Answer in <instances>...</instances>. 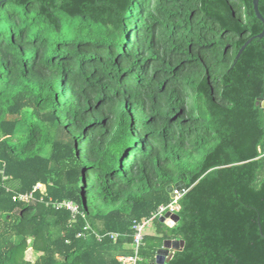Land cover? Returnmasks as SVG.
Here are the masks:
<instances>
[{
  "label": "trees",
  "instance_id": "1",
  "mask_svg": "<svg viewBox=\"0 0 264 264\" xmlns=\"http://www.w3.org/2000/svg\"><path fill=\"white\" fill-rule=\"evenodd\" d=\"M0 3V264H122L179 181L136 264L171 238L163 264H264V36L235 60L263 29L252 0Z\"/></svg>",
  "mask_w": 264,
  "mask_h": 264
},
{
  "label": "built area",
  "instance_id": "2",
  "mask_svg": "<svg viewBox=\"0 0 264 264\" xmlns=\"http://www.w3.org/2000/svg\"><path fill=\"white\" fill-rule=\"evenodd\" d=\"M36 189H39V186H34L31 191H28L26 193L18 194L17 198L19 201L22 202H30L35 199V193L34 191ZM185 190H180L177 188L173 189L174 196L171 197V200L168 203L159 205L154 211H152L149 216L144 217L141 220L134 221L131 229V245L133 246L134 253L132 255H119L117 258L122 264H136L138 260H140L139 256V248L142 246L144 237L146 235V232L148 228L151 227L154 221H160L161 218L165 217V214L167 212L170 213H178L179 211V199L183 195V192ZM42 199V197H41ZM49 203V202H48ZM53 207L56 209L65 208L70 211L71 217L74 218L77 214L80 213V209L77 203H75L72 200H64L61 202H54ZM167 218H164L163 223ZM88 234L94 235L98 240H101L104 237H109L112 240H116L118 237L121 236L120 233L110 231L106 233H99L91 228L90 224L88 222L85 223V225L82 227V230L77 234L78 237H86Z\"/></svg>",
  "mask_w": 264,
  "mask_h": 264
},
{
  "label": "water",
  "instance_id": "3",
  "mask_svg": "<svg viewBox=\"0 0 264 264\" xmlns=\"http://www.w3.org/2000/svg\"><path fill=\"white\" fill-rule=\"evenodd\" d=\"M252 2H253V9H254V12L257 18L261 20V22L263 23V29L259 34L254 35L245 41V43L240 47L238 53L236 54L235 60H237L240 57L243 50L254 38H262L264 36V18L258 8L259 0H252ZM257 104H260L264 108V96L259 98V100L257 101ZM174 188L185 190L186 184L184 181H179L175 183L174 185H170L168 187V192L170 193L171 197L174 196L172 192ZM164 218H167V220L165 221V224L171 227V226H174L178 222L180 216L178 213L167 212ZM164 218H161L160 221L163 222ZM183 247H184V240L182 239H165L162 243V247H160L157 250V253L155 256V262L158 264H163L164 262L169 261L173 257L174 253L178 250H182Z\"/></svg>",
  "mask_w": 264,
  "mask_h": 264
},
{
  "label": "rangeland",
  "instance_id": "4",
  "mask_svg": "<svg viewBox=\"0 0 264 264\" xmlns=\"http://www.w3.org/2000/svg\"><path fill=\"white\" fill-rule=\"evenodd\" d=\"M190 102H192V99H190ZM153 227V225L150 227V228H148V230H147V232H154V228H152ZM150 229V230H149ZM38 255H39V253H37V252H35V251H33L32 249H31V247H30V243H29V247H28V249L26 250V252H25V257L27 258V259H29V260H32V261H34L37 257H38Z\"/></svg>",
  "mask_w": 264,
  "mask_h": 264
},
{
  "label": "crops",
  "instance_id": "5",
  "mask_svg": "<svg viewBox=\"0 0 264 264\" xmlns=\"http://www.w3.org/2000/svg\"><path fill=\"white\" fill-rule=\"evenodd\" d=\"M160 223H163V222H161L160 221ZM165 224V223H164ZM152 226V225H151ZM152 228H154V226L152 227ZM151 229V228H150ZM149 229V230H150ZM149 233H152V234H154V232L152 231V232H149ZM172 239V238H171ZM161 247H162V245H161ZM119 252H120V254H123V255H132L133 253H134V250H133V246L132 245H130V244H126V245H124L120 250H119ZM119 256V255H118ZM165 263V262H164Z\"/></svg>",
  "mask_w": 264,
  "mask_h": 264
}]
</instances>
